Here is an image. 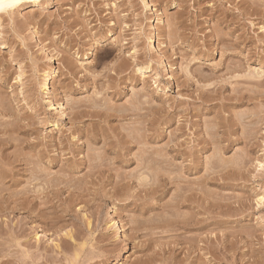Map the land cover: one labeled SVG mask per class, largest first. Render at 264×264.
Wrapping results in <instances>:
<instances>
[{"label":"rangeland","instance_id":"obj_1","mask_svg":"<svg viewBox=\"0 0 264 264\" xmlns=\"http://www.w3.org/2000/svg\"><path fill=\"white\" fill-rule=\"evenodd\" d=\"M0 264H264V0L0 11Z\"/></svg>","mask_w":264,"mask_h":264},{"label":"bare ground","instance_id":"obj_2","mask_svg":"<svg viewBox=\"0 0 264 264\" xmlns=\"http://www.w3.org/2000/svg\"><path fill=\"white\" fill-rule=\"evenodd\" d=\"M21 2H23V0H0V11L2 12H9V11H11V10H13L17 5H19ZM8 5H12L11 7H9ZM166 163H167V161H166ZM149 165V164H148ZM155 165V164H154ZM146 166V165H145ZM146 168H148V166H146ZM159 171V170H158ZM160 173V172H159ZM153 174H155V173H153ZM158 174V173H157ZM156 176V175H155ZM154 176V177H155ZM153 177V176H152ZM173 181V180H172ZM28 193H29V191H28ZM2 195V194H1ZM42 200V199H41ZM161 212H162V210H161ZM182 212V211H181ZM169 213H170V211H169ZM184 215H186L185 213H184ZM183 218V217H182ZM120 229V228H119ZM186 234H188V233H186Z\"/></svg>","mask_w":264,"mask_h":264},{"label":"snow or ice","instance_id":"obj_3","mask_svg":"<svg viewBox=\"0 0 264 264\" xmlns=\"http://www.w3.org/2000/svg\"><path fill=\"white\" fill-rule=\"evenodd\" d=\"M9 7H11L12 5H8Z\"/></svg>","mask_w":264,"mask_h":264}]
</instances>
